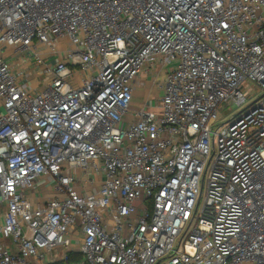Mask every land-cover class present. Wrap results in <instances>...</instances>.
<instances>
[{
	"label": "built area",
	"instance_id": "built-area-1",
	"mask_svg": "<svg viewBox=\"0 0 264 264\" xmlns=\"http://www.w3.org/2000/svg\"><path fill=\"white\" fill-rule=\"evenodd\" d=\"M263 94L264 0H0V264H264Z\"/></svg>",
	"mask_w": 264,
	"mask_h": 264
},
{
	"label": "rangeland",
	"instance_id": "rangeland-1",
	"mask_svg": "<svg viewBox=\"0 0 264 264\" xmlns=\"http://www.w3.org/2000/svg\"><path fill=\"white\" fill-rule=\"evenodd\" d=\"M170 66H176V62H174L173 64H171ZM244 89L248 90V98H247V102L240 106V107H235V106H222L220 111L224 114L222 116V118L216 122L215 126H214V129L217 128V126L225 123L230 117H232L234 114H236L237 112H239L240 110H242L244 107H246L250 102H252L254 99H256V97L258 95H260L262 93V91L260 89H257L255 88L252 84L250 83H245L244 84ZM157 92H155L156 94ZM145 97V93L144 92H141V89L140 91H138L136 93V98L137 99H140V98H144ZM141 100V99H140ZM232 108L233 110L228 113L229 109ZM206 197V183H205V188L202 192V198H201V203H203L204 199Z\"/></svg>",
	"mask_w": 264,
	"mask_h": 264
},
{
	"label": "trees",
	"instance_id": "trees-1",
	"mask_svg": "<svg viewBox=\"0 0 264 264\" xmlns=\"http://www.w3.org/2000/svg\"><path fill=\"white\" fill-rule=\"evenodd\" d=\"M75 259L76 260H80L81 259V255H76Z\"/></svg>",
	"mask_w": 264,
	"mask_h": 264
},
{
	"label": "crops",
	"instance_id": "crops-1",
	"mask_svg": "<svg viewBox=\"0 0 264 264\" xmlns=\"http://www.w3.org/2000/svg\"><path fill=\"white\" fill-rule=\"evenodd\" d=\"M140 99H141V98H140ZM140 99H137V98H136V103H139Z\"/></svg>",
	"mask_w": 264,
	"mask_h": 264
},
{
	"label": "water",
	"instance_id": "water-1",
	"mask_svg": "<svg viewBox=\"0 0 264 264\" xmlns=\"http://www.w3.org/2000/svg\"><path fill=\"white\" fill-rule=\"evenodd\" d=\"M263 96H264V94H263V95H261V96H260V98H261V97H263ZM255 101H256V100H255ZM255 101H254V102H255ZM254 102H253V103H254Z\"/></svg>",
	"mask_w": 264,
	"mask_h": 264
}]
</instances>
